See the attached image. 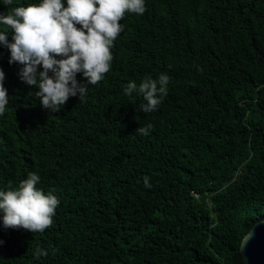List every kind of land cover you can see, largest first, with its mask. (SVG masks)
Here are the masks:
<instances>
[{
  "label": "trees",
  "instance_id": "1",
  "mask_svg": "<svg viewBox=\"0 0 264 264\" xmlns=\"http://www.w3.org/2000/svg\"><path fill=\"white\" fill-rule=\"evenodd\" d=\"M39 2L0 0V15ZM145 8L120 21L104 79L77 73L87 91L60 111L42 106L0 43V191L36 173L59 201L42 233L5 228L0 211V264H245L242 239L264 218V0ZM161 74L167 94L144 113L124 90Z\"/></svg>",
  "mask_w": 264,
  "mask_h": 264
},
{
  "label": "clouds",
  "instance_id": "2",
  "mask_svg": "<svg viewBox=\"0 0 264 264\" xmlns=\"http://www.w3.org/2000/svg\"><path fill=\"white\" fill-rule=\"evenodd\" d=\"M3 2L11 5L13 0ZM145 11V0H67V7L62 0H40L0 15V24L14 31V42L10 44L0 31V43L10 49L9 63L24 65L22 79L29 85H38L36 95L42 106L60 111L69 97L79 93L81 99L87 91V86L78 84L77 73L83 74L88 85H96L110 71L111 48L123 30L120 21L125 14L143 15ZM56 56L64 58L56 59ZM38 66L43 70L38 72ZM49 72L53 75L49 76ZM3 80L4 72L0 70V115L8 104ZM168 83L169 77L165 74L158 80L145 78L139 87L132 81L127 84L124 95L131 96L134 92L141 95L146 101L140 105L141 111L151 113L167 94ZM151 128L149 124L136 131L147 135ZM39 181V175L29 173L16 190L0 191L5 228L42 233L52 226L59 201L55 195L39 190L36 187ZM144 183L146 187L151 186L147 178ZM36 251L39 255L48 254L41 249Z\"/></svg>",
  "mask_w": 264,
  "mask_h": 264
},
{
  "label": "water",
  "instance_id": "3",
  "mask_svg": "<svg viewBox=\"0 0 264 264\" xmlns=\"http://www.w3.org/2000/svg\"><path fill=\"white\" fill-rule=\"evenodd\" d=\"M240 254L245 264H264V218L256 221L246 232L241 242Z\"/></svg>",
  "mask_w": 264,
  "mask_h": 264
}]
</instances>
